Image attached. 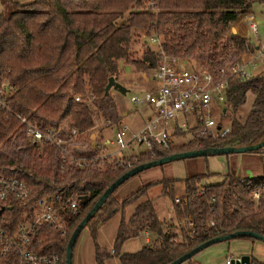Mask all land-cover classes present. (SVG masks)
Segmentation results:
<instances>
[{"label": "trees", "instance_id": "16d2710c", "mask_svg": "<svg viewBox=\"0 0 264 264\" xmlns=\"http://www.w3.org/2000/svg\"><path fill=\"white\" fill-rule=\"evenodd\" d=\"M255 1L2 0L8 9L0 11V87H7L8 108H0V169L18 174L31 193L24 200H14V206L0 213L16 224L43 195L59 193L63 200L77 196L82 212L78 216L63 213L64 233L45 228L39 235L40 252L57 253L58 264H65L66 245L73 230L105 189L129 169L183 151L240 147L261 141L264 71L254 77L229 78L226 116L230 122L226 135L199 137L196 130H191L193 135L187 144H173L169 150L153 146L150 151L120 159L106 158L102 165L97 162L86 168L63 163L59 150L49 143L38 156L16 117L25 116L41 129L57 130L73 117L79 132L74 143L86 142L94 119L114 124L121 119L111 92L104 91L110 76L116 80L121 62L139 73L152 71L162 51L195 60L197 67L219 74L220 69L238 62L245 50L258 47L231 32L235 23L250 14ZM137 38L143 47L140 58L133 55L132 45ZM151 38L159 41L156 49L151 47ZM248 93L253 99L241 121L236 112ZM76 95L80 102L74 100ZM181 134L180 129L175 131L176 136ZM109 142L96 143L86 154L104 153ZM254 152L264 154V146ZM205 178L204 173L180 180L161 178L147 182L121 202L113 197V191L85 225L94 239L99 223L119 210L123 214L126 206L147 196L155 185L161 186L160 195L171 199L174 213L183 223L178 233L173 222L160 218L153 200L148 198L138 203L127 219L122 215L111 253L97 248L96 264H106L110 256H116L121 264H169L216 236L240 230L264 236V174L238 178L227 172L222 181L209 184L203 183ZM177 182L183 184L178 200L174 185ZM143 232L153 236L150 244L135 252H120L124 241ZM15 259L12 253L0 255V264H10Z\"/></svg>", "mask_w": 264, "mask_h": 264}, {"label": "built area", "instance_id": "2783aa9c", "mask_svg": "<svg viewBox=\"0 0 264 264\" xmlns=\"http://www.w3.org/2000/svg\"><path fill=\"white\" fill-rule=\"evenodd\" d=\"M247 27L254 36L257 35V22L251 16H245ZM150 44L157 43V38H151ZM153 42V43H151ZM159 63L153 71L150 87L137 94H132L131 102L146 104L150 113L139 129H130L127 124L112 123L104 120L106 126L115 129L114 142L118 148L109 151L102 156L95 157L86 153L75 151L77 146L74 138L79 134L77 121L68 119L64 128L41 129L25 116L16 115L24 125L25 135L33 141L34 147L42 151L45 144L54 145L60 153L63 163L69 162L80 168H86L106 158L120 159L121 151L132 143L145 144L146 151L153 146L163 150H169L173 145V138L177 129L182 134L188 133L192 137L191 130H196L198 136H224L229 132V124L223 125L219 117L228 113L227 89L228 80L233 75L240 78L255 76L258 64L264 63V51L257 47L253 50H245L241 58L226 70L220 69L219 74L201 69H188V60L173 55H167L160 51ZM217 76H220L219 78ZM7 87H0V108L7 109ZM76 102L81 99L74 97ZM181 134V135H182ZM180 135V136H181ZM31 193L27 182L16 173L6 172L0 169V211L7 206H14V200H24ZM255 199L258 193H254ZM178 200V197H176ZM71 215H79L82 206L77 196H69L63 200L59 193L43 195L35 200L32 211H24L18 222L12 224L6 220L5 213H0V255L12 253L16 259L14 264H58L57 253L40 252L41 239L39 235L45 228H55L64 233V212ZM12 224V225H11ZM234 257L228 254L225 264H235L231 260ZM247 264H264V262L249 256Z\"/></svg>", "mask_w": 264, "mask_h": 264}, {"label": "rangeland", "instance_id": "374dc122", "mask_svg": "<svg viewBox=\"0 0 264 264\" xmlns=\"http://www.w3.org/2000/svg\"><path fill=\"white\" fill-rule=\"evenodd\" d=\"M8 8L4 6L2 0H0V11H4ZM248 16L253 17L257 21V35L254 36L250 33L245 18H241L242 21L238 24H234L232 27H237L238 33L242 37H247L252 43L260 42V48L264 51V0L255 1L249 9ZM238 21V22H239ZM236 34V33H235ZM140 39H136L133 43V55L135 57H141L143 47ZM153 43V42H151ZM157 43L151 44L152 48L156 49ZM188 69H196L197 62L195 60H189L186 65H182ZM264 71V63L258 64V70L255 71V76H258ZM153 71H146L139 73L134 71V68L127 64L120 63V71L118 70L116 81L120 82L123 86L129 89L125 94H121L116 90L110 89L112 97L116 103L118 112L121 116V123L127 124L130 129L139 128L144 124V119L151 112L150 108L146 104H135L131 102L130 97L132 94L139 93L140 90L150 87ZM253 96L248 93L245 103L240 106L236 112V116L239 120L243 121L251 106ZM76 112V111H75ZM229 114V111L228 113ZM73 117H70V119ZM223 125L229 124V115H222L219 117ZM66 123V122H65ZM64 126V124H63ZM111 125L106 126V122L102 118L94 119V125L89 129L88 139L86 142L77 141V146L74 148L78 153H86L93 150V145L96 143H105L109 139V143L104 149V153L94 154L92 156L99 157L109 151H114L118 148V145L114 142L115 129L110 128ZM85 133L83 134V137ZM190 140V134L185 133L179 137L173 138V144H187ZM84 143V144H83ZM87 143V145H85ZM98 145V144H97ZM97 147V146H96ZM95 148V147H94ZM147 146L145 144L132 143L128 148L121 151V156L128 154H139L145 152ZM36 154H41L40 150L34 149ZM40 154L38 156H40ZM104 161L99 162L100 165ZM97 164V163H95ZM36 165V164H35ZM227 172L233 177H257L264 174V154L251 152L241 153H227V154H211L196 157H186L182 159H176L166 162L162 165L153 166L144 169L126 179L122 182L113 192V197L121 202L123 199L130 196L137 191L147 182H155L161 178H174L177 180L183 179L188 175L195 173H204L206 178L203 181L205 184L217 183L226 177ZM175 185V197L179 196L183 192L182 182H177ZM161 186L155 185L148 191V195L141 198L137 202L126 206L125 212L118 211L113 214L108 220L98 224V230L96 238L91 235L89 226H85L78 234L72 250L73 264H96L95 253L96 249L108 251L111 253V249L114 246V240L116 237L117 228L122 215L127 219L135 206L150 198L153 200L157 213L160 218H163L167 223L173 222L178 227L183 223L178 216L174 213L172 201L170 198L160 195ZM113 206V205H112ZM173 227V228H174ZM150 244L152 242V235L147 233ZM147 234L145 236H147ZM141 233L138 236L130 238L123 242L120 248V252H135L145 245L144 236ZM228 254L234 255L232 262L239 264V259L242 255H249L254 259L264 262V242L256 239L237 237L230 240H225L211 244L181 264H225V260ZM106 264H121L116 256H110ZM10 264H14L13 262Z\"/></svg>", "mask_w": 264, "mask_h": 264}, {"label": "water", "instance_id": "95a60500", "mask_svg": "<svg viewBox=\"0 0 264 264\" xmlns=\"http://www.w3.org/2000/svg\"><path fill=\"white\" fill-rule=\"evenodd\" d=\"M232 34H235V28H231ZM110 89L116 90L117 92L121 94H125L129 91L125 86H123L120 82L116 81L113 76H110L108 78V82L105 86V93H107ZM264 146V138L259 141L256 144L253 145H247V146H240V147H220V148H204V149H196V150H190V151H183L180 153H174L170 154L164 157H161L159 159L147 161L145 163H141L125 173H123L121 176H119L113 183H111L105 191L100 195V197L96 200V202L93 204V206L87 211V213L84 215L82 220L79 222V224L76 226V228L73 230L72 234L70 235L67 245H66V251H65V264H71L72 260V249L73 245L75 243V240L79 234V232L85 227L87 222L94 216V214L99 210L100 206L104 203V201L107 199V197L126 179H128L130 176L153 166L162 165L166 162L176 160V159H182L186 157H196V156H203V155H211V154H227V153H241V152H251L255 151L259 148ZM237 237H252L256 240H260L264 242V236L252 232V231H235L232 233H228L225 235H220L213 237L184 253L182 256L178 257L174 261H172L169 264H181L182 262L186 261L188 258L202 250L203 248L225 240L234 239ZM249 260V255H242L239 259V264H247Z\"/></svg>", "mask_w": 264, "mask_h": 264}, {"label": "crops", "instance_id": "0c3cea01", "mask_svg": "<svg viewBox=\"0 0 264 264\" xmlns=\"http://www.w3.org/2000/svg\"><path fill=\"white\" fill-rule=\"evenodd\" d=\"M246 16H247V15H246ZM243 19H244V18H243ZM240 21H242V20H240ZM240 21L237 22V23H235V24L240 23ZM256 22H257V21H256ZM237 29H238V28L235 27V31H236L235 33L238 34V35H240V34L238 33V30H237ZM240 36H242V35H240ZM246 38H247V37H246ZM255 40L257 41V43H256L257 46H258V47H261V46H260V42H259V40H257V39H255ZM140 91H142V90H140ZM140 91H139V92H140ZM252 96H253V95H252ZM251 102H252V101H251ZM147 116H148V115H147ZM146 118H147V117H146ZM146 118H145V119H146ZM145 119H144V121H145ZM120 121H121V119H120ZM141 126H142V125H141ZM141 126H140V127H141ZM140 127H139V128H140ZM139 128H133V130H135V129H139ZM176 197H178V196H176ZM146 234H147V232H143V235H142V236H144V241H145V243L147 244V242H149V237H148V234H147V236H145Z\"/></svg>", "mask_w": 264, "mask_h": 264}]
</instances>
